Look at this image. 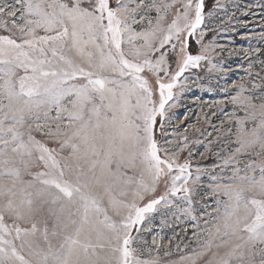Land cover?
Instances as JSON below:
<instances>
[{"label": "snow or ice", "instance_id": "1", "mask_svg": "<svg viewBox=\"0 0 264 264\" xmlns=\"http://www.w3.org/2000/svg\"><path fill=\"white\" fill-rule=\"evenodd\" d=\"M204 21V0H0V264H264V76L213 102L233 111L211 170L166 139L182 78L211 64L189 50ZM205 172L215 207L163 261L151 216L200 219Z\"/></svg>", "mask_w": 264, "mask_h": 264}, {"label": "rangeland", "instance_id": "2", "mask_svg": "<svg viewBox=\"0 0 264 264\" xmlns=\"http://www.w3.org/2000/svg\"><path fill=\"white\" fill-rule=\"evenodd\" d=\"M205 7L204 0L205 21L196 35L189 38V50L195 54L199 52L201 43L214 45L211 64L217 67L211 69V64L202 61L199 68L189 69L185 73L182 83L186 87L177 97V106L169 112L171 119L165 123L166 139L174 144H183V136L188 137V148L181 155L192 160L194 173L196 167L211 170L214 165L221 163L216 154L225 148V130L221 128V121L227 124L226 114L232 113L233 106L225 103L216 107L213 102L226 100L228 96L234 95L221 89L239 82L241 78L246 82L254 80L259 83L260 76H264V0H213L209 8ZM256 49L260 51L257 52ZM219 69L225 71L221 72ZM160 135L158 128V138ZM224 154L221 152V155ZM240 159L242 166L245 158ZM199 183L201 188L195 197L193 208L200 219L193 221L175 209L168 211L158 207L149 222L151 231L143 233L148 245L152 244L153 239L162 245H169L167 250L170 256H164L166 249H160L163 261L177 260L188 249L196 247L192 236L195 230L193 226H202V213L210 212L215 207V197L208 191L212 180L207 172L202 174ZM145 227H149V224H145ZM185 245H188V249Z\"/></svg>", "mask_w": 264, "mask_h": 264}, {"label": "trees", "instance_id": "3", "mask_svg": "<svg viewBox=\"0 0 264 264\" xmlns=\"http://www.w3.org/2000/svg\"><path fill=\"white\" fill-rule=\"evenodd\" d=\"M213 3V0H205V9H207V7L209 8Z\"/></svg>", "mask_w": 264, "mask_h": 264}]
</instances>
